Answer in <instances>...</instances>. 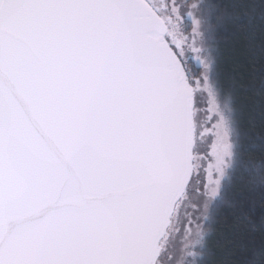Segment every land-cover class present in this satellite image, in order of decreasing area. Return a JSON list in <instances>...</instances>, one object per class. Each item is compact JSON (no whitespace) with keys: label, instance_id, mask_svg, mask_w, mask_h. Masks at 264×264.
I'll use <instances>...</instances> for the list:
<instances>
[{"label":"snow or ice","instance_id":"snow-or-ice-1","mask_svg":"<svg viewBox=\"0 0 264 264\" xmlns=\"http://www.w3.org/2000/svg\"><path fill=\"white\" fill-rule=\"evenodd\" d=\"M243 7L0 0V264H214L236 175L264 185L212 39Z\"/></svg>","mask_w":264,"mask_h":264},{"label":"trees","instance_id":"trees-1","mask_svg":"<svg viewBox=\"0 0 264 264\" xmlns=\"http://www.w3.org/2000/svg\"><path fill=\"white\" fill-rule=\"evenodd\" d=\"M197 2V0H192ZM206 4L237 3L252 23L215 28L217 73L230 93L241 142L252 149L244 160L264 159V21L260 0H199ZM223 13V8L220 9ZM251 173H238L229 189L234 207H222L213 217L208 240L214 264H264V185L250 182Z\"/></svg>","mask_w":264,"mask_h":264},{"label":"rangeland","instance_id":"rangeland-1","mask_svg":"<svg viewBox=\"0 0 264 264\" xmlns=\"http://www.w3.org/2000/svg\"><path fill=\"white\" fill-rule=\"evenodd\" d=\"M181 2H183V0H181ZM190 2H194L192 0H190ZM190 24V21H189ZM189 32H190V27H189ZM205 163H207V161H205ZM203 204H200V212H203ZM192 211L195 212L196 211V206L195 204H193L192 206ZM201 223H203V221H201ZM183 228L185 230V232L188 230V225L184 224ZM195 231H196V225L195 223L192 224V231L189 235H185V232L180 231V224L177 223L176 225V232L174 233V235L177 237L175 243L177 246V252L179 255L184 256L185 258H187V251H195V249H188L186 250L184 245L187 243H190L192 240L195 239Z\"/></svg>","mask_w":264,"mask_h":264}]
</instances>
